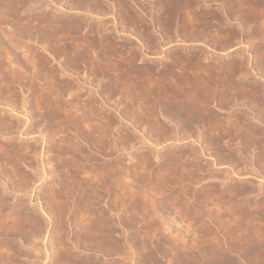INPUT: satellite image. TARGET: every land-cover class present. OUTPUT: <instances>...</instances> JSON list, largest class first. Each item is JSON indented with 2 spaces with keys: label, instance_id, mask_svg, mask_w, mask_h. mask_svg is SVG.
<instances>
[{
  "label": "rangeland",
  "instance_id": "1",
  "mask_svg": "<svg viewBox=\"0 0 264 264\" xmlns=\"http://www.w3.org/2000/svg\"><path fill=\"white\" fill-rule=\"evenodd\" d=\"M32 1L0 0L29 34L0 43V264H264V0Z\"/></svg>",
  "mask_w": 264,
  "mask_h": 264
},
{
  "label": "bare ground",
  "instance_id": "2",
  "mask_svg": "<svg viewBox=\"0 0 264 264\" xmlns=\"http://www.w3.org/2000/svg\"><path fill=\"white\" fill-rule=\"evenodd\" d=\"M82 1V0H81ZM85 1V0H84ZM220 1V0H219ZM25 2H26V0H25ZM31 2H33L32 0H31ZM35 2V1H34ZM78 2H79V0H78ZM87 2H88V0H87ZM98 2V1H97ZM75 3V2H74ZM77 3V2H76ZM89 4H90V2H88ZM28 4V3H27ZM84 4V3H83ZM82 4V5H83ZM87 5V4H86ZM80 6H81V4H80ZM1 21V20H0ZM2 22V21H1ZM3 24H5V23H3ZM67 24V23H66ZM69 24V23H68ZM67 24V25H68ZM78 24V23H77ZM79 25V24H78ZM6 28V27H5ZM1 29H2V27H1ZM27 31H25V32H22V31H17V30H15V29H13L12 27H9L8 26V28L6 29V31H4V30H1L0 31V43H2L4 46H6V47H8V49L10 48V49H12V48H17V47H19V48H21L20 46H21V42H20V39L21 38H24V37H22V34L24 33V35L25 34H27L26 33ZM27 35H29V34H27ZM18 44H20L19 46H18ZM7 49V48H6ZM29 54H32L31 53V51L30 50H27V49H25ZM52 50V49H51ZM49 50L50 51V53L52 54V51H54V52H56L55 51V49L54 50ZM57 50H58V48H57ZM25 52V51H24ZM53 52V54L54 55H56L57 53H64V52H66V50H64V49H60L59 51H57V53H54ZM65 54V53H64ZM32 57V56H31ZM30 57V58H31ZM32 63V65L34 66L35 65V63H34V60H33V58H32V61H31ZM12 63V62H11ZM30 64V63H29ZM30 64V65H31ZM17 65V64H16ZM15 65V66H16ZM71 65V64H70ZM14 66V67H15ZM20 66V65H19ZM80 67H82L81 65L79 66V64L78 65H76V67L75 68H80ZM15 70H16V67L14 68ZM32 69H35V67H33ZM30 70H31V68H30ZM91 70H93L94 71V69H91ZM17 71V70H16ZM35 71V70H34ZM37 76V75H36ZM194 97V96H193ZM191 99V98H190ZM194 99V98H193ZM186 102V101H185ZM191 102V100L188 102V105H189V103ZM184 104V103H183ZM187 104V103H186ZM186 104H184V105H186ZM195 104V103H194ZM194 104H193V101H192V104L191 105H193V107H194ZM218 104V103H217ZM222 104V103H221ZM258 105V104H257ZM183 106V105H182ZM192 107V106H191ZM195 107H196V105H195ZM264 107V106H263ZM184 108V107H183ZM186 108V107H185ZM187 110L189 109V108H186ZM192 109V108H191ZM182 110H184V109H182ZM195 112V111H194ZM185 113V112H184ZM197 113V115H198V113L199 112H196ZM184 116H186V114L184 115ZM183 117V116H182ZM196 118H198V117H196L194 114H191V115H189V117H187V118H185L184 119V121L182 120V122H186V121H192L193 119H195L196 120ZM195 120H193L194 122H195ZM193 121L191 122L192 124H194L193 123ZM186 123H190V122H186ZM190 123V124H191ZM183 124V123H182ZM190 124H186V126L188 125L189 126V129L191 128V126H190ZM183 125H185V124H183ZM192 127H193V125H192ZM187 128V127H186ZM188 129V128H187ZM188 129V131H190ZM186 131V130H185ZM187 131V132H188ZM193 132V131H192ZM191 132V133H192ZM190 133V134H191ZM189 134V135H190ZM188 136V135H187ZM11 255V254H10ZM3 258V257H2ZM5 258V257H4ZM5 262V261H4ZM2 264V263H1Z\"/></svg>",
  "mask_w": 264,
  "mask_h": 264
}]
</instances>
